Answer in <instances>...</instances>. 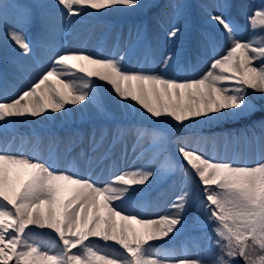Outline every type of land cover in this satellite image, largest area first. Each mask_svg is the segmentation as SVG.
<instances>
[{
	"label": "snow or ice",
	"instance_id": "obj_1",
	"mask_svg": "<svg viewBox=\"0 0 264 264\" xmlns=\"http://www.w3.org/2000/svg\"><path fill=\"white\" fill-rule=\"evenodd\" d=\"M55 4L68 25L93 12L142 6L141 0H55ZM170 7L174 17L183 18V4ZM211 19L221 26L228 47L210 61L199 78L179 80L151 70L130 71L124 66L123 55L105 57L64 50L55 53L47 70L14 97L0 98V127L27 117L67 114L68 106L91 104L106 115L98 100L97 80L110 86L125 108L139 106L155 120L167 117L183 124L200 118L235 120L264 113V104L258 106L249 97L252 90L264 99V35L258 34L264 32V4L246 17L247 39L238 35L239 26L222 13ZM5 23L6 16L0 12V24ZM13 23L16 27L5 29L7 41L20 56L31 57L34 45L26 30L38 27L44 31L47 13L16 5ZM142 31H137L138 38ZM181 37L178 25L167 33L169 41ZM209 46L214 49L215 42ZM175 58L169 52L164 68ZM257 123L264 128V118ZM119 132L113 136L114 143L122 138ZM136 138L138 143L152 140L153 159L163 156L164 135L160 131L140 126ZM104 139L103 131L92 133V154L83 149L78 154L90 167L111 159V149L103 147ZM78 142V134L67 137L66 151ZM176 151L180 160L164 156L159 168L150 160L118 173L112 166L108 178L100 181L72 168L58 170L59 146L54 139L49 157L43 161L0 145V264H238V258L243 264H264V162L218 161L183 142ZM176 171L182 173L181 186L167 211L153 218L137 213L145 186ZM197 199L203 209L199 222L211 227L214 234L206 249L191 257L154 243L170 240L184 227L187 211ZM33 227L54 232L56 239L46 246L33 238Z\"/></svg>",
	"mask_w": 264,
	"mask_h": 264
},
{
	"label": "rangeland",
	"instance_id": "obj_2",
	"mask_svg": "<svg viewBox=\"0 0 264 264\" xmlns=\"http://www.w3.org/2000/svg\"><path fill=\"white\" fill-rule=\"evenodd\" d=\"M232 3H235V5H232ZM171 4H183L185 6V13L182 19L174 17L173 10L170 7ZM262 4H264V0H141L142 6L135 7L136 12L133 11L130 14L123 12L119 15L117 13L123 10H108L103 11V13L93 12L87 16L80 17L71 25H68L62 15V9L55 4V0H0V12L6 16V23L0 24V56L6 54L9 50L14 55L15 49H12L10 42L7 41L5 29L6 27H16L13 23L15 6L25 5L31 8L33 12H46L47 24L50 25L49 22L53 16L55 18L59 16L58 25L61 24L59 28L60 36L56 34L58 35L56 40L50 39L47 30L40 31L38 27L27 29L31 35L30 40L34 41L33 43L38 48V61L42 58V52L46 53V57L61 52L59 43L61 41V34L64 33L66 35L68 34L67 41L69 45L74 47V45L80 44L81 51L85 52L87 49L91 51L99 48L101 45L104 46L102 40L104 38L116 40L114 43L109 44V52L105 51L106 54L103 55L105 57L115 56L118 58L120 51L118 50L117 39L124 38L126 39V42L122 43L124 50L128 47L130 49L137 48L139 45L143 47L145 53L141 58H131L128 49L129 53L126 52L124 56V66L126 69L130 71L151 70L156 73H163L168 78L179 80L193 79L196 77L190 76V73L203 59V43L206 46L204 54L206 55L205 63H207V67L203 68V71L207 70L210 66V61L214 57L222 55L228 47V42L221 26L213 21L211 17L208 18L206 16L203 18V15L200 17L199 14L213 7L216 11H211V14L207 15L222 13L233 24L239 26L240 32L238 35L247 39L250 32L246 17L251 11L261 7ZM38 5H46L47 7L41 9ZM233 6L236 9V13L233 14L234 19L231 17ZM177 25L182 29V37L179 41H169L167 39V33L173 26ZM139 29L143 31L138 38L137 31ZM114 34L116 35L114 36ZM258 34L264 35V32L258 31ZM212 41L215 42L214 49L209 46ZM158 45L166 53L159 63H155L153 58L148 57V55L155 54ZM106 46L103 48H106ZM74 50L70 47L69 51ZM169 52L174 53L176 58L165 69L163 62ZM6 58L7 56H3L2 60ZM14 60L16 63L23 64L19 58H15ZM34 66L36 67L35 64ZM25 67L22 69L18 65L11 69V73L15 69L17 76L22 77L24 73L28 74L32 72L31 69H26ZM8 78H11L9 71L2 69L0 66V85H4L6 81L10 82ZM96 83L99 86L97 89L98 100L104 104V111L109 112L105 101V90L98 81ZM10 95H14L11 87L6 86L3 90H0V98H7ZM249 97L258 106L264 104V99H261L259 93L249 90ZM93 106L95 107V105ZM77 107L79 112L84 115L86 108ZM87 110L89 111V108ZM257 113L251 117L235 120H210L208 118H200L198 119L199 122H192L190 125L163 122L161 126H156V124L149 121L121 124L115 120L103 122L95 119H87L85 129L78 130L77 124L73 125L74 115H70L71 110L68 109L67 114H64L67 116V118H64L66 123L56 128L47 127L41 130L35 129L33 126L35 123L34 120L28 117L25 119H17L7 128L0 127V145L7 146L9 143H13L11 147L17 146L18 149H21L11 148L9 145L13 153L23 152L25 154L30 149V144L35 143L36 139H38L37 142H43V138L48 135H53L59 139L58 141L54 139L59 146L58 157L61 155L67 161L69 153L73 154V157L76 158V153L73 150L67 152L65 149V143L63 141L67 137L75 133L79 135V138L84 136V138L88 137V140H90L92 133L99 135L103 131L105 135H109L104 139V149L110 148L112 150L114 147H119L118 151L120 152V157H122L123 153L130 146L131 141L136 138V128L143 126L160 131L164 135L163 156L153 159L152 140L145 138L142 142L134 144V151L130 156L125 158V163L131 166L129 169L138 168L150 160L152 166L155 168L156 165L163 162L164 156L180 160L181 158L177 155L176 150L178 144L181 142L196 145L207 157H215L218 161H235L242 165H254L257 162H264V128L257 131V129L250 127L254 120L259 121L261 118H264V113L261 112L262 115ZM60 115L61 117L63 116V114ZM43 120L48 122L54 121L48 114L43 116ZM257 125L260 127L259 124ZM247 126L248 128H246ZM118 130H120L119 134L124 139L123 143L121 139L118 142H113V136L118 134ZM86 147L83 150L89 152V146ZM46 152L47 155L44 156ZM46 152H41L39 157L43 156L44 158H48L49 147H47ZM141 153H144L143 157L137 159V157L141 156ZM96 155H99V153ZM118 158L119 154H115V159L117 160ZM93 165L97 166L95 164ZM127 169L126 167L120 168L117 173ZM176 174H178L177 177ZM107 178L103 177L100 181H105ZM181 180L182 173L176 171L173 174L162 176L155 183L150 184L149 182L145 186L144 198L141 205L136 207L135 211L149 218L163 214V211H167L168 205L179 192ZM168 189L169 192H167ZM202 217L203 209L199 203V199H197L187 211L186 218L189 221H187L186 225L179 232L173 234L174 236L170 240L154 243L162 248L174 250L177 254L186 253L191 257L200 255L206 249L209 239L214 235L211 227H205L199 222ZM31 231L33 238L43 241L46 246H50L49 242L56 239L55 233L47 229L41 230L33 227ZM96 242L101 247L104 246L102 241L97 240ZM112 246L118 247L115 245ZM215 251H218V249ZM238 264H243V260L238 258Z\"/></svg>",
	"mask_w": 264,
	"mask_h": 264
},
{
	"label": "bare ground",
	"instance_id": "obj_3",
	"mask_svg": "<svg viewBox=\"0 0 264 264\" xmlns=\"http://www.w3.org/2000/svg\"><path fill=\"white\" fill-rule=\"evenodd\" d=\"M112 10H123V11L118 12L117 15H119L123 12L129 13V14L132 13L133 11L136 12L135 8H115ZM211 11L215 12L216 9H214L213 7L209 8L208 11L199 14V16L202 17V15H203V18L206 16H208V18H210L212 15H207V14H211ZM98 13H103V12H98ZM58 15H60V14H58ZM58 18H59V16L57 18H55L53 16L52 19H50L51 20L49 22L50 25L47 24V28L45 29L48 31V36L50 37V39H53V40H56L58 35L60 36L59 28H60L61 24L58 25ZM50 27H52V29H50ZM26 31H27L28 38L30 40L31 35L28 32V30H26ZM56 34H58V35H56ZM115 35L116 34H114V36ZM67 38H68V34L67 35L65 33L61 34V41L59 43L61 51L70 50V47L75 49L74 51H81L80 44L74 45V47H72L71 45H69ZM102 40H103L104 46L107 45L106 48H103L104 46L101 45L99 48H95L91 51H90V49H87L86 52L91 53V54L104 55V54H106L105 51L109 52V49H108L109 44H112L116 41V40H112L109 38H104ZM31 42L33 43V41H31ZM117 42H118L117 45L119 48L118 50L120 51L119 56H121V55L125 56L126 52L127 53L130 52L129 56L131 58L132 57L141 58V56L143 54L145 55L144 49L142 46L138 45L137 48H133V49H130L128 47L126 50H124L122 43L126 42V39H124V38L117 39ZM33 45H34V51H33V55L31 57H22L19 55V53L16 50L14 51V55H11L10 50H9V51H7V54H6L7 58L2 60L3 66L9 71V73L11 75V78L8 80V81H10V84L6 81V85H8V87H11L12 93H14L13 96L10 95L7 98L14 97L17 93H19L27 85V83L30 80H32L40 72L47 70V68L50 66L51 57L54 55H50V56L46 57V53L42 52V58L39 59V61H38V58H39V54L37 51L38 48H37L35 43H33ZM5 46H8V45H5ZM205 48H206V46L203 43L202 44L203 59L199 62V64H197L196 68L194 70H192V72L190 73V76H195L196 78H199V76L204 72L203 68L207 67V63H205L206 55L204 54ZM12 49H14L13 46H12ZM128 49H129V52H128ZM43 51H44V49H43ZM165 53L166 52L164 51V49L160 45H158V48L156 49L155 54H152V55L149 54L148 57L153 58V61L155 63H159V61H161V59L165 55ZM119 56H118V58H119ZM0 58H1V56H0ZM14 58H19V60L23 64H21V63L14 64L13 63ZM32 62L33 63L35 62L34 64L36 65V67L34 66V64ZM18 65H20L22 68L26 66L25 68L31 69L32 72L28 73L22 77H19L15 74V69H14L13 73H11V69L18 66ZM98 82L102 85L103 89L105 90V93H104L105 101H106V105L109 108V112L104 111L106 113V115L98 113L96 108L93 105L88 104L85 107L86 108V111H84L85 114L82 115L79 112V109L77 106H68V109L71 110L70 115H74L73 125L77 124L78 130L79 129H83V130L85 129L84 127H85V122L88 121L87 119H95V120L103 121V122L115 120L121 124L131 123V122L140 123V122L149 121V122H153L154 124H156V126H161L163 124V122H168V123H172V124L177 123L179 125H183V124H189L190 125L192 122H199L198 120H189V121L184 122L183 124H180L174 120H169V118H167V117H162L160 120H155V119L151 118L149 116V114L144 112L142 109H139V106H136L135 109H132L131 106H129V108H125L124 102L119 101L118 98L115 97L114 93L110 90V86H108L105 82H100V81H98ZM87 108H89V111L87 110ZM48 115H50L54 121H50V122L44 121L43 117L32 118V120H34V122H35L33 124L35 129L41 130V129L47 128V127L56 128L57 126L66 123L64 121V118H67V116L64 114L62 116L63 118L61 117V115L59 113H51ZM28 118H31V117H28ZM199 125H201V124H199ZM108 136H109L108 134L105 135V138H107ZM53 139L59 140L58 137H54L53 135H50V136L43 138V142H41V141L37 142L38 141V139H37L35 144H30V149L25 152V155L37 157V158L41 159L42 161L47 160L48 158H44L43 156L39 157V155L41 152H43V153L46 152L47 147L50 146ZM121 140L123 143L124 139L121 138ZM89 142H90V140H88V137L84 138V136H81L80 142H78L77 146L74 147V150H73V152L76 153V158H73V155H71L69 153V155H70L69 157L71 159H69V157H68V160L65 161L60 155V157H58V159L56 160L57 169L62 171V170H67L69 168H72L73 170L78 171L82 175L87 176V175L91 174L93 179L100 180L103 177H108V175H109L108 168L109 167L114 166L116 172L118 170H120V168L126 167L129 169L131 167L128 165V163L127 164L125 163V158L130 156L131 153L134 151V149H135L134 144L137 143V138H135V140L131 141L130 146L127 148L126 152L123 153L122 157H120V152L118 151L119 147L118 148H115V147L112 148L111 159L106 161L104 164H101L100 167H98L96 169L91 168L89 166V164L84 159H81L78 155L81 152V149L85 148L86 146H89ZM39 144H40V146H39ZM186 145L190 148H197L196 145L195 146L191 145V144H186ZM33 150H35V151L33 152ZM115 154H119V158L117 160L115 159ZM44 156H46V154H44ZM161 163L162 162H160V164L156 165L155 168H159ZM177 175L178 174H176V177H177ZM160 178L161 177L154 178L153 180L150 181V184L155 183ZM167 192H169V189L167 190ZM165 212L166 211L164 210L163 214ZM187 221H189L188 218H185V224L184 225H186ZM172 236H174V235H172ZM161 242H163V241H161Z\"/></svg>",
	"mask_w": 264,
	"mask_h": 264
},
{
	"label": "trees",
	"instance_id": "obj_4",
	"mask_svg": "<svg viewBox=\"0 0 264 264\" xmlns=\"http://www.w3.org/2000/svg\"><path fill=\"white\" fill-rule=\"evenodd\" d=\"M237 1V0H236ZM235 5V3H234ZM236 9H235V6L232 7V13H235Z\"/></svg>",
	"mask_w": 264,
	"mask_h": 264
}]
</instances>
